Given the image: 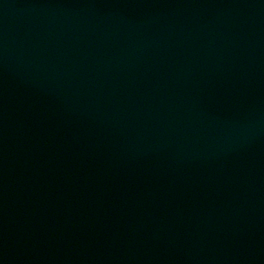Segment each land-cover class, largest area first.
<instances>
[{
    "label": "water",
    "instance_id": "1",
    "mask_svg": "<svg viewBox=\"0 0 264 264\" xmlns=\"http://www.w3.org/2000/svg\"><path fill=\"white\" fill-rule=\"evenodd\" d=\"M0 264H264V0H0Z\"/></svg>",
    "mask_w": 264,
    "mask_h": 264
}]
</instances>
